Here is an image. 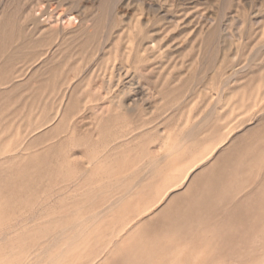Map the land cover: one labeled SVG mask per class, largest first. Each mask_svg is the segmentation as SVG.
Segmentation results:
<instances>
[{
  "label": "rangeland",
  "instance_id": "374dc122",
  "mask_svg": "<svg viewBox=\"0 0 264 264\" xmlns=\"http://www.w3.org/2000/svg\"><path fill=\"white\" fill-rule=\"evenodd\" d=\"M136 42L151 47L144 62ZM204 153L196 187L156 198ZM139 195L161 198L132 228L144 231L107 238L119 198ZM262 251L264 0H0V264H264Z\"/></svg>",
  "mask_w": 264,
  "mask_h": 264
},
{
  "label": "bare ground",
  "instance_id": "6f19581e",
  "mask_svg": "<svg viewBox=\"0 0 264 264\" xmlns=\"http://www.w3.org/2000/svg\"><path fill=\"white\" fill-rule=\"evenodd\" d=\"M91 16H92V15H91ZM73 18H74V17H73ZM73 18L68 17V18L66 19L67 24H74V22H75L74 19H75V18H74V19H73ZM140 29H141V28H140ZM140 29H139V30H140ZM127 30H128V29H127ZM144 30H145V29H144ZM128 32H129V31H128ZM133 33H134V32H133ZM144 34H145V33H144ZM140 36H144V37H145V35H143V31H142V30L139 32V36H138V38H139ZM142 38H143V37H142ZM142 38H141V39H142ZM131 39H132V38H131ZM141 39H140V41H141ZM137 41H138V40H137ZM143 41H144V40H143ZM143 41H142V45H143ZM136 43H138V42H136ZM146 43H147V42H146ZM139 44H140V43H138V45H136V56H137L136 58H137V60H138L139 62H144V60L146 61L148 55L151 53V52L149 53V50H150L151 47H150V48H148V47L144 48V47H142V46L139 45ZM144 46H145V45H144ZM148 46H150V45H148ZM147 51H148V52H147ZM151 51H152V50H151ZM145 52L148 53V54H147V57H145V56L143 55ZM142 53H143V54H142ZM151 55H152V54H151ZM149 56H150V55H149ZM149 58H151V57H149ZM138 61H137V62H138ZM145 63H146V62H145ZM117 75H118V74H117ZM141 77H142V76H141ZM118 80H119V78H118ZM161 83H162V82H161ZM224 84H225V83H224ZM137 85H138V84H137ZM224 86H225V85H224ZM114 87H115V86H114ZM176 88H177V87H176ZM128 89H129L130 91L133 90V89L131 90V88H128ZM172 89L174 90L175 88H172ZM180 89H182V88H180ZM126 90H127V89H126ZM126 90H124L123 92H121V93H119V94H121V96L126 94V97H127L128 92H126ZM169 91H170V90H169ZM117 93H118V92H117ZM169 93H170V92H169ZM172 93H173V92H172ZM178 93H179V91H178ZM165 94H166V93H165ZM128 95H129V94H128ZM179 95H180V94H179ZM118 97H120V95H119ZM115 99H116V97H115ZM117 99L119 100V102H118V104H117V102H116V104L118 105V107H119L120 109L122 108L121 111L124 110L126 113H130V112H132V111H134V110L137 111V109L140 108V102L137 101V98H136L135 100L133 99V100H131V101H129V100H128V101H127V100H126V101H123V99H125V98H117ZM177 99H178V98H177ZM112 100H113V101H112ZM112 100H111V101L115 104V102H114V98H113ZM111 101H110V103H111ZM116 101H117V100H116ZM153 104H154V102H153ZM144 105H145V104H144ZM179 105H180V104H179ZM145 106H146V105H145ZM102 107H103V106H102ZM143 107H144V106H143ZM173 108H174V107H173ZM140 109H141V108H140ZM142 109H143V108H142ZM148 109H150V108H148ZM151 109H152V108H151ZM176 109H177V108H176ZM174 110H175V109H174ZM140 111H141V110H140ZM145 111H146V110H145ZM144 113H145V112H144ZM132 114H133V113H132ZM128 115H129V114H128ZM128 115H127V116H128ZM180 115H181V114H180ZM125 116H126V115H125ZM143 116H145V115H143ZM188 118H189V117H188ZM152 121H153V120H152ZM51 122H52V121H51ZM209 122H210V121H209ZM199 123H200V122H199ZM220 125H221V124H220ZM220 125H219V126H220ZM142 126H143V125H142ZM202 129H203V128H202ZM226 129H227V128H226ZM217 131H218V133H219V130H217ZM226 131H227V130H226ZM138 132H139V131H138ZM211 132H212V131H211ZM215 132H216V131H215ZM181 133H182V132H181ZM230 133H231V132H230ZM190 134H191V133H190ZM190 134H188V135H190ZM208 134H209V133H208ZM212 134H213V132H212ZM219 134H221V133H219ZM222 134H223V133H222ZM177 135H178V133H177ZM184 135H185V134H184ZM214 135H215V134H214ZM229 135H230V134H229ZM190 136H192V135H190ZM193 136H194V135H193ZM193 136L191 137L192 139H193ZM205 136H206V134H205ZM205 136H202V137L205 138ZM211 136H212V135H211ZM218 136L220 137V135H218ZM221 136H222V135H221ZM183 137H185V136H183ZM186 137H187V136H186ZM213 137H214V136H213ZM216 137H217V136H216ZM222 137H223V136H222ZM222 137H221V138H222ZM143 138H144V137H143ZM179 138H180V137H179ZM188 138H189V137H188ZM188 138H187V140H188ZM184 139H186V138H182L181 140H184ZM196 139H199V140H200V139H202V138H196ZM215 139H216V138H214V140H215ZM228 139H229V138H228ZM178 140H179V139H178ZM204 140H205V139H204ZM209 140H210L211 143H213V142H212L213 139L211 140V138H209ZM209 140H207V141H209ZM214 140H213V141H214ZM216 140H218V142H219V139H216ZM220 140H224V137H223V139H220ZM176 141H177V140H176ZM201 141H202V140H201ZM186 142H187V141H186ZM186 142H185V144L187 145ZM203 142H204V141H203ZM221 142H222V143H221ZM179 143L181 144L180 140H179ZM179 143H178L177 145L174 144V145H175L174 147L178 146ZM189 143L192 145L191 142H189ZM194 143H195V142H194ZM194 143H193V145H194ZM220 143L223 144V141H220ZM220 143H219V144H220ZM225 143H226V142H225ZM205 144H206V142H205ZM208 144H209V143H208ZM213 144H216V145H213V148H214L215 146H218V147H221V146H222L221 144H220L221 146H219V144H217V143H213ZM183 145H184V144H182V146H181L182 148H183ZM200 145H201V146H204V145H202V144H200ZM200 145H199V146H200ZM206 145H207V144H206ZM206 145H205V146H206ZM211 145H212V144H211ZM187 146H188V145H187ZM195 146H197V144L194 145V147H195ZM207 146H208V148H209L210 145H207ZM207 146L205 147L206 149H208ZM223 146H224V145H223ZM223 146H222V147H223ZM178 147H179V146H178ZM178 147L175 148V151H178V152H179V149H180L181 147H180V148H178ZM194 147H193V148H194ZM161 148H162V147H161ZM164 148H165V147H164ZM182 148H181V149H182ZM187 148H188V147H187ZM205 148H204V149H205ZM215 148H216V147H215ZM173 149H174V148H173ZM176 149H178V150H176ZM185 149H186V148H185ZM188 149H189V148H188ZM188 149H186L185 151H186L188 154L191 155V154H192L191 151H192L193 149H192L191 151H188ZM200 150H201V149H200ZM212 150H213V149H212ZM214 150H215V149H214ZM217 150H218V149H217ZM241 150H242V149H241ZM241 150H240V151H241ZM243 150H244V148H243ZM161 151H162V150H161ZM168 151H169V150H168ZM171 151H172V150H171ZM198 151H199V150H197V152H198ZM202 151H204V150L202 149ZM227 151H228V149H227ZM227 151H226V152H227ZM173 152H174V150H173ZM178 152H176V153H178ZM207 152H208V150H207ZM210 152H211V151H210ZM210 152H209V153H210ZM235 152H238V150L236 149V151H234V153H235ZM243 152H244V151H241V153H243ZM168 153H170V152H168ZM171 153H172V152H171ZM174 153H175V152H174ZM174 153H173V154H174ZM184 153H185V152H184ZM187 153H186V154H187ZM212 153H213V152H212ZM234 153H233V154H234ZM238 153H240V152H238ZM146 154H147V153L145 152V153H144L145 156L142 155V157H143V158L146 157V159H147V157H148V155H149V151H148V155H146ZM193 154H194V152H193ZM193 154H192V156H193ZM205 154H206V153H204V154H200L199 157L195 158L193 166H190L189 168H187V169H188V173H187L186 175L183 174L184 177H182L183 167H179V168H178V166H176L177 164H175V166H176L177 168L174 169V171H173L174 173H173L172 177H170V179L167 180V182H169V183H167L166 186H163V187L160 188V189L158 188V186H155V188H156V187L158 188V190H157L158 194L156 193V189H157V188H156V189L154 188V189H155V190H154V191H155L154 195L157 194V195H156V198L160 197V195H161V193H162L163 191L166 192V193H164V194H166V197H165V198H168L170 194L175 193V192L181 190V188H182L183 186H186V184H187V187L190 186V184H192V183L194 184L193 179H196V176L194 175V174H195V171H196L197 169H199V167H200V168L202 167V165L204 164L203 161L205 160V158H207V157H210V158H211L212 155H213V154H212V155L209 156V155L207 154L208 156H206ZM214 154H215V152H214ZM233 154H231V157H232V158H230V156L228 155V157L230 158L229 160H228V158H226L227 156H225V159H226L227 163L224 162V160H223V162L226 163V164H224V165L221 164L223 167H221V166L218 167L219 169H220V167H221V169H220V170L217 169V171H216L217 174H218V171H219V175L221 174V172H222L223 170H225V171H228V170H229V171H230V169H231L233 166H232L231 168H228L227 166L230 165V164L232 165L233 161H235V160L237 161V158H236V157H233ZM245 154H246V153L244 152L243 155L245 156ZM167 155H168V154H167ZM167 155L164 156V157H168L170 154H169L168 156H167ZM184 155H185V154H184ZM234 155H235V154H234ZM170 156H171V155H170ZM187 156H189V155H187ZM237 156H239V154H237ZM184 157L186 158V155H185ZM195 157H196V156H195ZM241 157H242V156H241ZM179 158H180V157H179ZM185 158H183V160H184ZM210 158H209L208 160H210ZM233 158H235V159H233ZM211 159H212V158H211ZM141 160H142V159H141ZM159 160H160V159H159ZM180 160H182V159H180ZM186 161H187V160H186ZM201 161H202V162H201ZM238 161H239V160H238ZM248 161H250V160H248ZM152 162H153V161H152ZM158 162H159V161H158ZM158 162H157V160H156V162L154 161V162H153V167H155L156 165H154V164H155V163L158 164ZM223 162H222V163H223ZM146 163H147V162H146ZM205 163H206V162H205ZM235 163H236V162H235ZM247 163H249V162H247ZM148 164L150 165V163H148ZM198 164H199L200 166H199V167H195V166H197ZM149 165H148V167H149ZM206 165H207V164H206ZM234 165H235V164H234ZM145 166H146V165H145ZM145 166H144V167H145ZM158 166L160 167V165H158ZM184 166H185V165H184ZM251 166H252V165H251ZM253 166H254V165H253ZM144 167H143V168H144ZM148 167H147V168H148ZM151 167H152V166H151ZM151 167H150V168H151ZM173 167H174V166H173ZM173 167H172V169H173ZM203 167H204V166H203ZM140 168H141V167H140ZM150 168L148 169L149 171H150ZM209 168H210V166H209ZM209 168H208V169H209ZM222 168H224V169L222 170ZM145 169H146V168H145ZM151 169H153V168H151ZM154 169H157V168L155 167ZM170 169H171V168H170ZM172 169H171V170H172ZM187 169H185V170H187ZM208 169L206 168L207 171H208ZM226 169H228V170H226ZM143 170H144V169H143ZM171 170H170V171H171ZM137 171H138V170H137ZM141 171H142V170H141ZM144 171L148 172L147 170H144ZM153 171H154V170H153ZM207 171H204V173H205V174H208ZM214 171H215V170H214ZM214 171H213V172H214ZM225 171H223V172H224V175L222 176V178H224V176H225V173H226ZM257 171H258V170H257ZM150 172H151V173H149V172H148V173H149V174H153L152 171H150ZM154 172H155V171H154ZM171 172H172V171H171ZM211 172H212V171H211ZM258 172H259V171H258ZM258 172H256V173H258ZM148 173H147V174H148ZM204 173H203V174H202V172H201V174L198 173L197 176H199V179L201 178L200 175H203V176H204ZM253 173H254V172H253ZM147 174H146V175H147ZM166 174H167V172H166ZM217 174H216V176H218ZM167 175H169V174H167ZM167 175L163 174V177H162V178H165ZM221 175H222V174H221ZM250 175H251V174H250ZM82 176H83V175H82ZM84 176H85V175H84ZM84 176H83V177H84ZM144 176H145V175H144ZM150 176H151V175H150ZM153 176H154V175H153ZM192 176L195 177V178H192ZM209 176H210V179H212L210 173H209ZM209 176H208V177H209ZM216 176H215V177H216ZM146 177H147V176H146ZM180 177H181V178H180ZM204 177L207 178V176H204ZM204 177H203V180H205ZM212 177H214V175H212ZM141 178H142V177H141ZM141 178H140V179H141ZM190 178H191V179H190ZM140 179L138 180L139 183H141V180H140ZM142 179H143V178H142ZM207 179H209V178H207ZM210 179H209V180H210ZM220 179H221V178H220ZM220 179H219V180H220ZM144 180H147V179H144ZM148 180H149V179H148ZM148 180H147V181H148ZM162 180H164V179H162ZM201 180H202V178H201ZM201 180H200V181H201ZM203 180H202V181H203ZM129 181H130V180H129ZM138 181H137V183H136L135 186L139 185ZM147 181H146V182H147ZM194 181H195V180H194ZM196 181H197V179H196ZM198 181H199V180H198ZM200 181H199V182H200ZM127 182H128V181H127ZM135 182H136V181H135ZM160 182H161V181H160ZM162 182H163V181H162ZM162 182L160 183L161 185H162ZM188 182H189V183H188ZM203 182H204V181H203ZM206 182H207V181H206ZM195 183H198V182H195ZM200 183H201V182H200ZM160 184H159V185H160ZM188 184H189V185H188ZM201 184H202V183H201ZM194 185H195V184H194ZM194 185H192L193 187L191 186L192 189H193L194 187H196L197 184H196L195 186H194ZM198 185H199V183H198ZM207 185H208V183H206V185H203V189H204V187H206ZM199 186L202 187L201 185H199ZM133 187H134V186H133ZM153 187H154V186H153ZM188 188H189V187H188ZM197 188H198V187H197ZM125 189H127V188H125ZM190 189H191V188H190ZM192 189H191V191H192ZM199 189H200V188H199ZM205 189H206V188H205ZM127 190H129V189H127ZM130 190L132 191V188H131ZM130 190H129V191H130ZM186 190H187V189H186ZM188 190H189V189H188ZM188 190H187V191H188ZM196 190H197V189H196ZM134 191H135V190H134ZM134 191H133V192H134ZM154 191H153V192H154ZM191 191H190V192H191ZM194 191H195V190H194ZM210 192H211V191H210ZM177 193H179V192H177ZM183 193H185V192H183ZM183 193H181V194H183ZM191 193H192V192H191ZM126 194H128V193H126ZM129 194H130V193H129ZM129 194H128L127 196H129ZM179 194H180V193H179ZM179 194H178L179 197H181V196L184 197V196H185L184 194H183V195H179ZM195 194H197V193L195 192L193 196H196ZM123 195H125V194H123ZM187 195H191V194H186V197H187ZM152 196H153V195H152ZM172 196H174V194H173ZM198 196H199V195H198ZM121 197H122V196H121ZM121 197H120V198H121ZM175 197H177V196L175 195ZM190 197H191V196H190ZM190 197H188V198H190ZM244 197H246V196H244ZM116 198H117V197H116ZM120 198H119V202H117V204H118V210L115 209V210H117V212L114 211V210L112 209L113 207L110 209V210H113L114 213H113V215L111 216V219H110V223H111L110 234H107L106 236H107V238H108V235H110L109 238H112L111 236H115V235H116V237H117V235H121L122 232L125 233V232L127 231V235H128V239H129V240H130V239H133V238H134L135 236H137V235H138V237H139V235H141V232H143L144 230H143V229H132V228H133L134 225L136 224V221H137L138 218L141 219V217H144L145 215L149 214L151 209H154L155 204H154L153 202H154V200H155L156 198H155V196H154V197H151V198L148 197V198H150V199L147 200L146 197H143V196H141V195H139L138 197L132 198V199H130L129 201H127L126 199H124L125 197H124V198L122 197L123 199H122V198L120 199ZM152 198H153V199H152ZM162 198H164V197H162ZM173 198H174V197H172V200L170 199V201H173ZM181 198H182V197H181ZM217 198H218V197H217ZM117 199H118V198H117ZM117 199H116V200H117ZM176 199H177L176 201L179 202L178 198H176ZM184 199H186V198L184 197ZM194 199H195V198H194ZM152 200H153V202H152ZM168 200H169V199H168ZM180 200H181V199H180ZM114 201H115V200H114ZM114 201H113L114 205H112V206H115V205H116ZM155 201H156V200H155ZM160 201H161V198H160ZM160 201H159V202H158V201L156 202L157 206H158V203L160 204ZM162 201H164V200L162 199ZM176 201H175V202H176ZM181 201H182V200H181ZM181 201H180V202H181ZM186 201H187V200H186ZM238 201H240V200H238ZM238 201H237V203H238ZM164 202H165V201H164ZM173 202H174V201H173ZM152 203H153V205H152ZM165 203H166V202H165ZM176 203H177V202H176ZM176 203H175V204H176ZM183 203H184V200H183ZM237 203H235V204H237ZM111 204H112V203H111ZM171 204H173V203H171ZM165 205H166V204H165ZM165 205H164V206H165ZM176 205H177V204H176ZM183 205H184V204H183ZM108 206H109V204H108ZM108 206H106V207H108ZM157 206H156L155 208H157ZM174 206H175V205H174ZM206 206H207V205H206ZM255 206H256V205H255ZM110 207H111V206H110ZM158 207H159V206H158ZM172 207H173V206H172ZM178 207H179V206H178ZM181 207H182V205H181ZM192 207H194V206H192ZM208 207H209V206H208ZM162 208H163V206H162ZM170 208H171V207H170ZM179 208H180V207H179ZM201 208H202V207H201ZM239 208H240V207H239ZM171 209H173V211H174V209H176V207H175V208H171ZM171 209H170V211H172ZM196 209H197V208H196ZM196 209H195L194 211H196ZM199 209H200V208H199ZM219 209H220V208H219ZM101 210H102V209H101ZM110 210H109V211H110ZM154 210H155V209H154ZM160 210H161V209H160ZM181 210L183 211V209H181ZM181 210H180V211H181ZM221 210H222V209H221ZM231 210H232V209H231ZM168 211H169V210H168ZM173 211L170 212V213H168V215L170 214L169 216H171V215H172L171 213H173ZM111 212H112V211H111ZM111 212H109V213H111ZM162 212H163V210H162ZM176 212H177V211H176ZM178 212H179V211H178ZM183 212H184V211H183ZM205 212H206V210H205ZM208 212H210V211H208ZM213 212H214V211L210 212L211 214H210V213H209V214L212 215ZM230 212H231V211H230ZM235 212H236V211H235ZM98 213H99V211H98ZM166 213H167V212H166ZM174 213H175V211H174ZM174 213H173L172 216H174ZM180 213H181V212H180ZM94 214H95V213H94ZM99 214H100V213H99ZM104 214H105V213H104ZM163 214H164V212H163ZM163 214H162V215H163ZM181 214H183V213H181ZM189 214H191V213H189ZM78 215H79V214H78ZM100 215H101V214H100ZM100 215H98V216H100ZM102 215H103V212H102ZM102 215H101V216H102ZM105 215H106V214H105ZM162 215H161V216H162ZM165 215H166V214H165ZM179 215H180V214H179ZM192 215H193V214H192ZM101 216H100V217H101ZM163 216H164V215H163ZM169 216H167V217H169ZM172 216H171L169 219H172V218H173ZM187 216H188V215H187ZM187 216H185V217H187ZM188 217H189V216H188ZM188 217H187V218H188ZM214 217H215V216H214ZM216 217H217V216H216ZM74 218H75V217H74ZM102 218H103V217H102ZM102 218H101V219H102ZM195 218H196V217H195ZM83 219H85L84 216H83ZM83 219H82V220H83ZM96 219H100V218L96 217ZM164 219H166V222H167V219H168V218H164ZM173 219H174V218H173ZM82 220H80V221H82ZM162 220H163V219H162ZM213 220H214V219H213ZM213 220H210V221H213ZM61 221H62V220H61ZM63 221H64V220H63ZM65 221H66V220H65ZM65 221H64V222H65ZM69 221H70V219H69ZM74 221H75V220H74ZM80 221L77 222V223H78V224H81ZM83 221H86V220H83ZM98 221H99V220H98ZM170 221H171V220H170ZM239 221H240V220H239ZM67 222H68V221H67ZM86 222H87V221H86ZM86 222H85V223H86ZM96 222H97V221H95V224H96ZM160 222H161V220H160ZM168 222H169V220H168ZM168 222H167V224H169ZM174 222H175V221H174ZM213 222H214V221H213ZM75 223H76V222H75ZM98 223H99V222H97V224H98ZM164 223H165V222H164ZM210 223H211V222H210ZM86 224H88V223H86ZM95 224H94L93 226H95ZM97 224H96V226H97ZM142 224H143V223H142ZM161 224H163V223H161ZM167 224L165 225V227H167V226L169 227V225H167ZM211 224H212V223H211ZM67 225H68V224H67ZM82 225H85V224L82 223ZM90 225H91V226H89V227L92 228V227H93L92 224H90ZM163 225H164V224H163ZM201 225H202V224H201ZM65 226H66V224H65ZM65 226H64V227H65ZM69 226H70V225H69ZM146 226H147V225H146ZM146 226H145V227H146ZM155 226H156V225H155ZM155 226H154V227H155ZM159 226H160V225L157 224L156 227L158 228ZM54 227H57V228H58L59 226H56V225H55ZM67 227H68V226H67ZM82 227H83V226H82ZM87 227H88V226H87ZM165 227H163V228L165 229ZM51 228H52V227H51ZM57 228H56V229H57ZM59 228H60V227H59ZM101 228H102V227H101ZM135 228H136V227H135ZM148 228H149V227H148ZM157 228H156V229H157ZM160 228L162 229L161 226H160ZM61 229H62V228H61ZM77 229H78V228H77ZM95 229H96V227H95ZM95 229H93V230H95ZM149 229H150V228H149ZM149 229H148V230H149ZM156 229H154V230H156ZM51 230H52V229H51ZM54 230H55V229H54ZM66 230H67V229H66ZM75 230H76V229H75ZM84 230L86 231L85 228L83 229V232H85ZM100 230H101V229H99V230H97V231H100ZM104 230H105V229H104ZM104 230H101V231H104ZM142 230H143V231H142ZM148 230H147V231H148ZM154 230H153V231L151 230V232L155 233ZM59 231H60V230H59ZM70 231H71V230H70ZM81 231H82V230H81ZM97 231H96V232H97ZM145 231H146V230H145ZM156 231H157V230H156ZM158 231H161V230L158 229ZM51 232H52V231H50V233H51ZM55 232H56V231H55ZM55 232H54V233H55ZM60 232H61V231H60ZM65 232H66V231H65ZM65 232H64V230H63L62 235L65 234ZM74 232H76L75 234H77V231H74ZM104 232H105V234H106V233L108 232V230H107V232H106V231H104ZM151 232H150L149 234H151ZM79 233H80V231H79ZM86 233H87V232H85V235H86ZM156 233H157V232H156ZM159 233H161V232H159ZM159 233H158V234H159ZM82 234H83V236H84V233H82ZM178 234H179V233H178ZM78 235H79V234H78ZM127 235H126V236H127ZM143 235H145V238H146V237L149 238V237L147 236L148 234L146 235V232H145V234L143 233ZM152 235H153V234H152ZM74 236H75V237H74ZM74 236H72V237L74 238V241H76V240L78 241L80 237L83 238L82 235H79V237H77L78 239L76 238L77 235H74ZM96 236H97V235H96ZM96 236H95V238H96ZM50 237H51V236H50ZM121 237H122V236H121ZM141 237H142V236H141ZM141 237H140V238H141ZM151 237H152V236H151ZM154 237H155V236H154ZM156 237H157V235H156ZM29 238H30V237H29ZM101 238H102V240H103V237H101ZM140 238H139V239H140ZM152 238H153V237H152ZM163 238H164V237H163ZM163 238H162V240H165V238H164V239H163ZM1 239H2V238H1ZM80 239H81V238H80ZM121 239H123V238H121ZM124 239H125V237H124ZM136 239H137V240H136ZM136 239H135V240H136L137 242H141V244H143L141 240L138 241V238H136ZM63 240H64V239H63ZM71 240H72V239H71ZM105 240H106V238H104V242H103V243L107 244V243L105 242ZM107 240H108V239H107ZM107 240H106V241H107ZM113 240H117V238L115 239V237H114ZM113 240H110V241L113 242ZM143 240H144V239H143ZM149 240H150V238H149ZM162 240H161V241H162ZM256 240H257V239H256ZM77 241H76L75 243H77ZM110 241H109V242H110ZM120 241H122V240H120ZM147 241H148V240H147ZM257 241H258V240H257ZM65 242H66V244L71 245V244L69 243V241H65ZM65 242H64V243H65ZM70 242L73 243V241H70ZM91 242H92V241H90V243H91ZM115 242H116V241H115ZM115 242L112 243V245L115 244ZM149 242H150V241H149ZM162 242H163V241H162ZM162 242H161V243H162ZM42 243H43V242H42ZM54 243H55V242H54ZM75 243H74V247H76V246H75ZM124 243H125V242H124ZM131 243H132V242H131ZM147 243H148V242H147ZM155 243H156V238H155ZM50 244H51V243H50ZM93 244H94V243H93ZM99 244H101V243H99ZM135 244L138 246L140 243H138V244L135 243ZM152 244H153V243H152ZM77 245H78V244H77ZM79 245H80V244H79ZM97 245H98V244H97ZM97 245H95V246L97 247ZM103 245H104V244H103ZM108 245H109V244H108ZM116 245H117V244H116ZM129 245H130V244H129ZM145 245H146V244H145ZM147 245H148V244H147ZM147 245H146V246H147ZM154 245H155V244H154ZM22 246H23V245H22ZM88 246H89V245H88ZM133 246H134V244H133ZM150 246H152V245H150ZM90 247H91V244H90ZM100 247H103V248L105 249V251H106V248H107L106 246H100ZM139 247H140V245H139ZM142 247H144V246H142ZM147 247H148V246H147ZM152 247H153V246H152ZM256 247H257V246H256ZM259 247H260V246H258L257 248H259ZM57 248H58V247H57ZM57 248H56V249H57ZM59 248H60V247H59ZM61 248H64V246L61 247ZM61 248H60V250H61ZM80 248H81V247H80ZM93 248H94V247H93ZM103 248H102V249H103ZM108 248H109V247H108ZM110 248H111V247H110ZM154 248H155V247H154ZM157 248H158V247H157ZM21 249H22V247H21ZM43 249H44V248H43ZM81 249H82V248H81ZM102 249H100V251H102ZM177 249H178V248H177ZM44 250H45V249H44ZM58 250H59V249H58ZM71 250H73V249H71ZM132 250H133V249H132ZM142 250H143V248H142ZM142 250H141V251H142ZM144 250H145V249H144ZM148 250H149V249H148ZM155 250H156V249H155ZM50 251H51V250H50ZM53 251H54V250H53ZM68 251H69V250H68ZM68 251H66V252H68ZM75 251H76V250H74V252H73V251H72V252L75 253ZM82 251H83V250H82ZM100 251H99V252H100ZM105 251H103V252H105ZM107 251H108V250H107ZM46 252H47V251H46ZM69 252H70V251H69ZM69 252H68V253H69ZM95 252H96V251H95ZM99 252H98V250H97L96 254H99ZM103 252H102V254H103ZM131 252H132V251H131ZM149 252H150V251H149ZM262 252H263V251H262ZM31 253H32V252H31ZM68 253H67V254H68ZM79 253H80V252H79ZM79 253H77V251H76V254H79ZM100 253H101V252H100ZM132 253H134V251H133ZM140 253H141V252H140ZM147 253H148V252H147ZM147 253H146V254H147ZM263 253H264V252H263ZM48 254H49V253H48ZM48 254H47V255H48ZM59 254H60V253H59ZM81 254H82V253H81ZM135 254H137V253H135ZM138 254H139V253H138ZM138 254H137V255H138ZM146 254H144V255H146ZM172 254H173V253H172ZM11 255H12V254H11ZM47 255H46V256H47ZM53 255H54V254H53ZM68 255H70V254H68ZM86 255H87V254H86ZM130 255H131V254H130ZM133 255H134V254H133ZM139 255H140V254H139ZM144 255H143V256H144ZM147 255L149 256V254H147ZM7 256H8V255H7ZM49 256H50V255H49ZM55 256H56V253H55ZM61 256H62V255H61ZM70 256H71V255H70ZM72 256H73V255H72ZM75 256H76V255L74 254L73 257H75ZM77 256H79V255H77ZM134 256H135V255H134ZM140 256H141V255H140ZM51 257L53 258L54 256H50V261H52V263H54V260L51 259ZM56 257H57V256H56ZM56 257H55V258H56ZM66 257H68V256L66 255ZM132 257H133V256H132ZM132 257H131V258H127V259H128L127 261H128L129 264H130L129 259L132 260L133 258H135V257H133V258H132ZM136 257H138V256H136ZM141 257H142V256H141ZM146 257H147V256H146ZM146 257H142L144 260H143V261H140V262H142V263L146 262V261H147V260L145 261V258H146ZM55 258H54V259H55ZM76 258H77V257H76ZM142 258H141V259H142ZM262 258H263V256H262ZM18 259H19V258H18ZM59 259H60V258H59ZM62 259H64V260L66 261V260L69 259V258H67V259L62 258ZM72 259H73V258H72ZM104 259H105V258H104ZM148 259H149V257H148ZM174 259H176V258H174ZM174 259H173V260H174ZM258 259H259V258H258ZM263 259H264V258H263ZM32 260H33V259H32ZM55 260H56V259H55ZM70 260H71V259H70ZM76 260H77V259H75V262H76ZM149 260H150V259H149ZM176 260H177V259H176ZM192 260H194V259H192ZM259 260H261V259H259ZM58 261H60V260L57 259L56 262H58ZM61 261H62V262H60V263H63V264H64L63 260H61ZM68 261H69V260H68ZM73 261H74V260H73ZM133 261H134V260H133ZM133 261H132V262H133ZM135 261H139V260H136V259H135ZM150 261H152V259H151ZM178 261H179V260H178ZM178 261H175V262H178ZM195 261H196V260H195ZM46 262H47V261H46ZM56 262H55V264H56ZM75 262H73V263H75ZM79 262H81V261H79ZM132 262H131V263H132ZM148 262H149V261H148ZM148 262H147V264H148ZM175 262H174V263H175ZM262 262H263V261H262ZM48 263H49V262H48ZM52 263H50V264H52ZM60 263H59V264H60ZM68 263H69V262H68ZM73 263H72V264H73ZM86 263H87V262H86ZM38 264H39V263H38ZM45 264H46V263H45ZM57 264H58V263H57ZM66 264H67V261H66ZM83 264H84V263H83ZM90 264H92V263H90ZM125 264H126V263H125ZM132 264H133V263H132ZM137 264H141V263L138 262ZM149 264H152V262H151V263L149 262Z\"/></svg>",
  "mask_w": 264,
  "mask_h": 264
}]
</instances>
